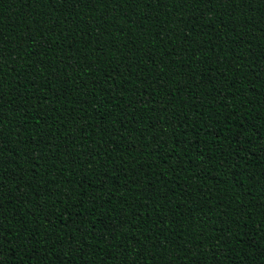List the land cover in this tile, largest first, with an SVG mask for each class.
I'll return each instance as SVG.
<instances>
[{
    "label": "trees",
    "instance_id": "16d2710c",
    "mask_svg": "<svg viewBox=\"0 0 264 264\" xmlns=\"http://www.w3.org/2000/svg\"><path fill=\"white\" fill-rule=\"evenodd\" d=\"M0 264H264V0H0Z\"/></svg>",
    "mask_w": 264,
    "mask_h": 264
}]
</instances>
